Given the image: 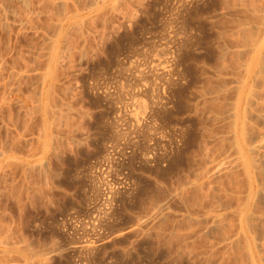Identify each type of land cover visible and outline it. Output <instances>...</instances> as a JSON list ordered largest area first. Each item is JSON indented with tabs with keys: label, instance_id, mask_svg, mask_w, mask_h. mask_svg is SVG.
I'll return each mask as SVG.
<instances>
[{
	"label": "rangeland",
	"instance_id": "obj_1",
	"mask_svg": "<svg viewBox=\"0 0 264 264\" xmlns=\"http://www.w3.org/2000/svg\"><path fill=\"white\" fill-rule=\"evenodd\" d=\"M31 1L34 15L0 1V264H214L188 183L214 131L227 139V99L205 96L231 83L247 30L264 35V0H78L89 9L39 102L38 78L14 73L45 63L54 8Z\"/></svg>",
	"mask_w": 264,
	"mask_h": 264
},
{
	"label": "bare ground",
	"instance_id": "obj_2",
	"mask_svg": "<svg viewBox=\"0 0 264 264\" xmlns=\"http://www.w3.org/2000/svg\"><path fill=\"white\" fill-rule=\"evenodd\" d=\"M15 1H17L20 8L21 9L23 8L24 10H26L29 15H32L35 12L34 11L35 9L34 8H33L34 10L32 9V7H34V6H32L31 0H15ZM36 1L39 2V4H38L39 6H41L40 4H42V3H43V6L46 4L45 3L46 0H36ZM242 1H244V0H241L239 2L242 5L243 4L245 5L246 3L248 4L249 3L248 1H250V0H248V1L246 0L247 1V2L245 1L246 3L245 2L243 3ZM257 1L258 0H256V2ZM46 2H47V4L45 6L49 5L48 4L49 1L47 0ZM69 2L71 4H68ZM92 2H93V0H91V3ZM98 2H101V1L99 0ZM98 2H97V4L100 5V3H98ZM251 2L249 4L250 7L253 5V4L251 5ZM256 2L253 1L252 3L258 4ZM77 3H78V0L77 1H75V0H54V1L51 0L50 1V6L52 9L54 8V10H53L54 12H52V10H51L50 15L46 14V15H48L47 18L49 20V23H48V21H45L44 27L46 25H47V27L44 28L43 26H41V28H40L37 26L39 28V30L41 31V34L43 33L44 36L43 35H41V36L44 37L45 43H46V47L45 46L39 47V48H41L40 52H42V51L46 52L44 54L45 63L43 65V67L41 69H39V67L38 68L33 67V68H29V69L27 68L25 70H15L14 71L15 75H18V76L26 75L28 77L31 76L33 78H38V79H35L36 84L33 83L34 85H36L35 88L37 89L36 90L37 92L36 91L33 92V95L35 93H37V95H38V96L37 95L33 96L35 98V100H33V101H36V97H37L36 102H39L40 100H42L43 99L42 97H45L43 93H47V92H44L45 88L47 86H50L51 83H53V81L51 82L52 79L55 80L54 78H52V76H54V75H52L53 74L52 71H54L57 64L59 66L58 62H61L60 61L61 59L60 60L58 59L59 58L58 52H61V53L65 52V51L70 52L69 45H68L69 44L68 39L70 38L69 37L70 35H68V34H69V32L72 31V29H75L74 26L76 27V25H78V27H79L82 24L81 22H82V19L84 20L83 17L86 14V12H85V14L82 13V14H84L82 17L81 16L82 11L80 12V10L81 9L83 10L84 7H86V5L89 4V3L84 4V7L82 6L83 8H79L80 4L78 6ZM91 3L88 6H90V7L93 6L94 3H92V4ZM261 3H262V1H261ZM52 4L54 7H52ZM95 5L96 4H94V6ZM259 5L260 4H258V6H256V5H254V6L261 8V6H259ZM263 6H262V8H264ZM95 7L97 8L99 6H95ZM86 8L89 9V7H86ZM252 9L250 11H252L254 13V11H255L254 7ZM39 11H40V9L38 10V14H39ZM250 11L247 10L246 13H248ZM36 12H37V10H36ZM252 12H250V13H252ZM5 13H6V11H5ZM258 13H254L255 15L251 14V15H253V17L250 15L251 19H254V16H255V18L257 16L258 19L257 18L256 19L258 21L262 20V23H259L258 21L257 22L255 21L256 19H254V21H255L254 24H256V23L257 24L259 23V25L261 24L260 27H262V29L264 30V27H263L264 26V22H263L264 21V14H263V16H261L262 18H260V20H259V17H258L259 14ZM249 14H248V16H246V18L250 17ZM242 15H245V14H241V16ZM39 16H40V14H39ZM88 16H89V13H88ZM88 16L86 18H88ZM36 17H38L37 14H36ZM19 20H22V19H19ZM237 20H238V18H237ZM243 21L244 22L246 21V23H247V20H245V18ZM238 22H239V20H238ZM240 22H242V21H240ZM240 22H239L240 26L238 25L239 29L237 26V29L239 31L244 29L243 28L244 26H242L244 23L242 24ZM19 23H20V25L21 24L23 25V21L22 22L20 21ZM251 23H249V24H251ZM41 24H43V23H41ZM246 25H248V24H246ZM81 27H80V29H81ZM240 27H242L243 29ZM255 27L258 28V25L257 26L255 25ZM34 29H37V28L34 27L33 30ZM249 29L252 30V28H250V27H249ZM39 30L37 32H39ZM238 30H236V28H235V32ZM34 31L36 32V30H34ZM243 31H240L239 35H238V32H236V33L240 37V36H243L241 34V32L243 33ZM252 31H254V30H252ZM247 32L246 33L248 34L247 35L248 37L245 35L242 38L246 37L245 40H247L246 42H248L249 44H247L244 39H240V40L243 41L241 43L247 44V45L242 44L243 47L245 46V48L249 49L250 47H248V46H251L252 50H249L250 52H244V53L241 52L243 54L244 58L242 57L240 65L238 64V68L236 66L237 69L236 68H235L236 70L233 69L235 71V73L232 75L231 83L228 84V86L225 85V86H223V88L221 87L218 89L217 88L214 89L213 87L215 85L212 87V85H213L212 84V85H210V87H212L213 90L211 91L209 88V90L211 92L209 94H207L208 96H205V97L210 96L209 98L213 99V100H219L220 99V101H222V102H223L222 99H227V102H228V107L226 106L227 110H226V108H224L225 111L223 110V113L222 112H221V114L216 113L217 116L214 115V117L216 118L215 120L220 121V123H222L223 121H226L224 123L226 124L227 139L226 140L223 139L224 136H226L225 132L223 134V132L219 129L222 133L218 134V133H220V131H218V132L214 131V132H216V136L214 135L215 136L214 138H216L215 140L217 142H220V144L215 145L217 147L214 151L216 153V155L213 157L209 156L210 158L205 159L204 166H202V169L199 170L196 174L197 176H195V178L192 179L188 183V185H189L188 188L190 187L191 189L187 188L188 190H190V191L192 190L194 192L193 193L191 191L193 193V194L192 193L191 194L194 195V196H192L194 200H190V201H193V203L197 205L198 210H197V212H195V210H194V212H195L194 214H196V217L199 216L202 220V223H203L202 224L203 228L202 227H200V228H202L203 231L202 230L201 231L204 234H202L201 231H200V233H201V235L206 237V238L203 237V239H207V241H211L210 243L213 242V244L210 247L211 249L208 248V246L206 247V248H208V250L210 249L209 251L205 250L206 251L205 252L204 251L205 248L203 249L204 253L203 252L202 253L206 257V259L204 257H202V259L204 260V263H205V260H207L206 262H208V260L210 259L211 262H213V260L214 261L216 260L215 262H217V264L218 263L220 264L222 262H224L223 264H228L229 259H225V261H224V259L222 258V255H225L228 253V254H230L229 264H264V107H263V105H264V52H262V49L264 48V45H263L264 35H261V34H264L263 33L264 31L262 33L260 31V33H261L260 35L263 38L261 36H259L256 31H254V33L257 34L256 36L257 37L259 36L257 38L254 35L255 38L258 39L256 41L259 42L260 41L259 38L261 37V42H263V43H260V42L257 43L255 41V39H253L254 38L253 33H252V35H250L251 31L247 30ZM244 34H245V31H244ZM249 37H250V39H248ZM44 39H43V41H44ZM43 41H42V43L44 44ZM65 41H67V42L65 43ZM62 43H65V44L62 45ZM66 45L68 46V50H66L67 49ZM64 46H66L65 47L66 49L64 48ZM238 46H241V45H238ZM42 48H44L45 50H42ZM38 50H37V52H39ZM34 52H36V50ZM33 54H35V53H33ZM33 54H32L33 58L32 57L31 58L34 60L36 55H33ZM239 60H240V58H239ZM230 72H232V71H230ZM227 77H228V75H227ZM217 79H218V77H217ZM220 79H221V77H220ZM221 82H222V80H221ZM225 82H227V81H225ZM207 84H209V82ZM220 86L221 85H219V87ZM51 88H52V86H51ZM51 88H49V89H51ZM203 89H204V87H203ZM202 94H205V93H202ZM227 94H228V96H227ZM209 98L207 100H209ZM203 99H205V98H203ZM46 102H47V100H46ZM213 102L214 101H212V103ZM47 104H48V102H47ZM45 106L48 107V105H45ZM141 106H142V104H141ZM208 106H210V105H208ZM212 106H214V105H212ZM139 108H141V107H139ZM214 108H215L214 110H216L215 106H214ZM221 108H222V106H221ZM142 109H144V108H142ZM38 111H39V109H38ZM47 111H48V109H47ZM140 111H141V109H140ZM48 113H49V111H48ZM138 114L135 115V116H137V118H139ZM252 117H255L256 120L259 122H257V121L250 122ZM137 118H136V120H138ZM209 118H210V116H209ZM210 120H211V118H210ZM134 123L137 124L136 122H134ZM214 123H216V121ZM214 123H213V125H215ZM210 125H212V124H210ZM215 126H217V125H215ZM44 128H43V130H44ZM209 128H210V126H209ZM205 129H207V128H205ZM39 136H42V135H39ZM44 136H46V135H44ZM216 141H214V142L216 143ZM46 142H48V141H46ZM212 142L213 141H211L210 144ZM223 142H227V144H225ZM43 143H44V141H43ZM202 143H203V145L200 144V146L202 145V148H201L202 150L200 149L201 152L202 151L207 152V151H209L208 150L209 148H210V150L213 149V148L211 149L212 145L210 146L209 143H207L206 141H204ZM197 146H199V144ZM203 152H202V154H203ZM2 154H3V152L1 153V155ZM4 155L7 156L6 153ZM9 157H6V158L9 159ZM207 157H208V153H207ZM40 163H41V161H40ZM193 173H192V175H194ZM222 175H223V177H221V178H226V181L224 179H222L225 182L217 180V177L220 179V176H222ZM215 180H217L218 183L220 182V184L216 185ZM186 182H188V181H186ZM183 194H186V193H183ZM189 204H191V203H189ZM190 206H188V207L191 208ZM197 207H196V209H197ZM151 212H153V211H151ZM158 213H159V211H158ZM198 234H199V232H198ZM196 236H197V234H196ZM228 254L226 256H228ZM219 255H220V258H219ZM226 256L224 258H227ZM211 257H212V259L213 258L214 259L212 260ZM215 262H214V264H215ZM225 262H227V263H225ZM211 264H213V263H211Z\"/></svg>",
	"mask_w": 264,
	"mask_h": 264
}]
</instances>
